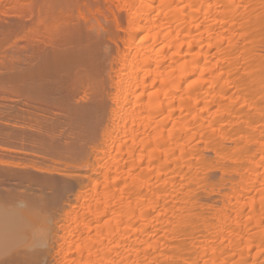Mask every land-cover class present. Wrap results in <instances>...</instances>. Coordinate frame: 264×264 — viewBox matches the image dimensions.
<instances>
[{
  "label": "bare ground",
  "instance_id": "1",
  "mask_svg": "<svg viewBox=\"0 0 264 264\" xmlns=\"http://www.w3.org/2000/svg\"><path fill=\"white\" fill-rule=\"evenodd\" d=\"M20 27L75 154L65 186L0 173V264H264V0H34Z\"/></svg>",
  "mask_w": 264,
  "mask_h": 264
},
{
  "label": "rangeland",
  "instance_id": "2",
  "mask_svg": "<svg viewBox=\"0 0 264 264\" xmlns=\"http://www.w3.org/2000/svg\"><path fill=\"white\" fill-rule=\"evenodd\" d=\"M33 2L34 0H0V173L2 171V173H24L38 176L40 181L53 180L55 184L65 186L69 184L70 179L58 173L68 171L66 164L72 163L71 157L74 156L75 151H69L70 156L66 152L68 148H60L57 134L44 130L43 127L49 124L47 122L49 118L44 112L42 103L28 102L23 96L17 78L22 43L20 26L25 11L30 9V4ZM76 13L73 19L79 18V14ZM23 110L29 112L28 116ZM34 119L37 121H33ZM28 124L38 127L36 135L33 134L34 132L30 133L34 135L35 141L26 142L21 137V132H25L24 128ZM13 183L14 181L5 182L0 178L2 189L14 188ZM27 186L24 184V189Z\"/></svg>",
  "mask_w": 264,
  "mask_h": 264
}]
</instances>
